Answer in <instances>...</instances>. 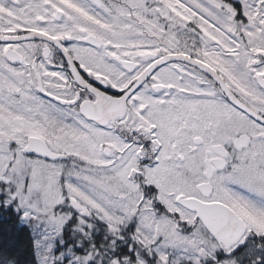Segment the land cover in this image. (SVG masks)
Wrapping results in <instances>:
<instances>
[{
  "label": "snow or ice",
  "instance_id": "1",
  "mask_svg": "<svg viewBox=\"0 0 264 264\" xmlns=\"http://www.w3.org/2000/svg\"><path fill=\"white\" fill-rule=\"evenodd\" d=\"M0 264H264V0H0Z\"/></svg>",
  "mask_w": 264,
  "mask_h": 264
}]
</instances>
